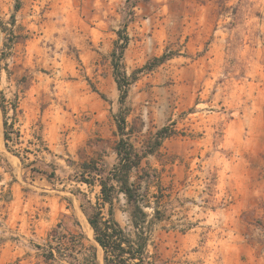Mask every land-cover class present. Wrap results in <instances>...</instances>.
Segmentation results:
<instances>
[{
    "label": "rangeland",
    "instance_id": "obj_1",
    "mask_svg": "<svg viewBox=\"0 0 264 264\" xmlns=\"http://www.w3.org/2000/svg\"><path fill=\"white\" fill-rule=\"evenodd\" d=\"M0 20L14 31L8 41L0 26V100L19 99L23 144L12 148L24 158L7 150L0 111V264H61L38 247L58 224L97 247L76 193L95 200L99 189L76 170L117 163L120 111L138 148L178 130L144 163L171 217L155 226L152 251L167 264H264V0H0ZM118 32L130 39L124 68L138 71L125 107L111 58ZM34 132L51 153L30 144ZM55 169L51 181L33 171ZM85 248L74 264H86Z\"/></svg>",
    "mask_w": 264,
    "mask_h": 264
},
{
    "label": "trees",
    "instance_id": "obj_2",
    "mask_svg": "<svg viewBox=\"0 0 264 264\" xmlns=\"http://www.w3.org/2000/svg\"><path fill=\"white\" fill-rule=\"evenodd\" d=\"M20 9L21 2L16 6V11ZM12 18L11 25L16 27L15 15ZM0 26L3 31L9 33L8 41H10V35H14L13 29L4 26L1 20ZM118 35L119 39L115 43L111 58L118 89L121 92L120 103L125 107L129 88L136 81L138 71L129 75L124 68L125 52L130 39L128 36H123L121 32H118ZM17 38L19 43L28 39L23 34L18 35ZM169 57L168 54H164L162 57L155 58L143 68L144 71H153L169 60ZM7 72L10 73L9 70ZM24 79L27 81V78ZM1 95L0 111L3 114L2 126L6 148L24 162L22 154L12 148V146L23 144L22 133L20 129H16L23 110L18 98L9 103L6 96L3 93ZM128 118L129 111H120L116 116L118 129L116 136L119 140L114 147L117 155L115 165L110 166L103 159H90L83 161L77 167L76 181L87 186L90 192L96 188L99 189L95 200L81 190H78L76 194L81 197V209L93 229L94 240L103 251L104 264H167L157 251H152L157 249L153 233L158 223L170 220L171 217L160 210L159 196L150 193L157 170L151 172L144 167V163L149 156H158L164 142L176 136L178 130L170 126L163 127L142 148H138L131 141L134 128L129 127ZM33 135L36 140L30 144L33 143L41 153L44 151L51 153L42 134L34 132ZM25 151L31 153L29 148ZM33 171L43 174L49 181L56 177V169L52 173ZM122 202L123 206L119 208ZM118 209L127 214V226H123L118 220L116 215ZM149 209H152V212H149ZM38 247L39 249L47 248L46 262L63 264L66 261L68 264H74L79 261L75 256L78 248L84 249L85 245L82 237L79 238L71 232L65 233L63 227L58 224L50 232L47 246ZM98 247L85 248L87 252L82 253V263L97 264Z\"/></svg>",
    "mask_w": 264,
    "mask_h": 264
},
{
    "label": "bare ground",
    "instance_id": "obj_3",
    "mask_svg": "<svg viewBox=\"0 0 264 264\" xmlns=\"http://www.w3.org/2000/svg\"><path fill=\"white\" fill-rule=\"evenodd\" d=\"M83 218V217H82ZM85 218V217H84ZM85 220H86V222H87V224H88V226H89V229H90V233H91V235L93 236V229L91 228V226H90V224L88 223V221H87V219L85 218Z\"/></svg>",
    "mask_w": 264,
    "mask_h": 264
},
{
    "label": "crops",
    "instance_id": "obj_4",
    "mask_svg": "<svg viewBox=\"0 0 264 264\" xmlns=\"http://www.w3.org/2000/svg\"><path fill=\"white\" fill-rule=\"evenodd\" d=\"M116 43V42H115ZM114 47H115V44H114ZM114 49V48H113ZM113 51V50H112ZM117 83V82H116ZM118 86V85H117ZM96 242V241H95ZM97 247H98V244H97ZM99 248V247H98ZM101 249V248H100ZM101 251H102V249H101ZM103 252V251H102Z\"/></svg>",
    "mask_w": 264,
    "mask_h": 264
}]
</instances>
